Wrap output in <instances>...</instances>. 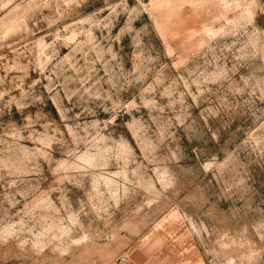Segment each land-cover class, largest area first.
<instances>
[{"label": "rangeland", "instance_id": "1", "mask_svg": "<svg viewBox=\"0 0 264 264\" xmlns=\"http://www.w3.org/2000/svg\"><path fill=\"white\" fill-rule=\"evenodd\" d=\"M0 264H264V0H0Z\"/></svg>", "mask_w": 264, "mask_h": 264}]
</instances>
